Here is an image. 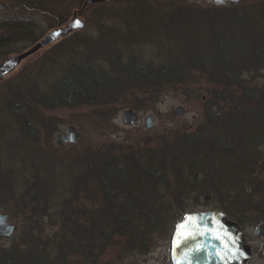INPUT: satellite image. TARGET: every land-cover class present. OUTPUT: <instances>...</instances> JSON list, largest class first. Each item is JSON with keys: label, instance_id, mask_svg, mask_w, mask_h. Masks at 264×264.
<instances>
[{"label": "rangeland", "instance_id": "rangeland-1", "mask_svg": "<svg viewBox=\"0 0 264 264\" xmlns=\"http://www.w3.org/2000/svg\"><path fill=\"white\" fill-rule=\"evenodd\" d=\"M0 2L7 5L6 9L0 10V21L9 19L5 21L9 22L12 18L33 19L37 27L36 42L18 38V41L0 47L1 64L8 56L30 49L54 28L66 25L71 20L73 13L83 7L85 0H0ZM102 4H107V7L103 8ZM176 4L180 5L179 8L184 4L191 8L194 14L200 13L214 21L215 15H221L225 10L222 8L235 6L215 8L213 0H111L93 3L84 8L81 14L85 22L84 28L76 30L67 37L50 42L27 56L0 81L1 83L10 79L1 88L2 94H5L10 87L16 86L14 83L19 84V82L34 88V90L40 88L44 89L46 93L51 92L58 80L63 75L69 74L75 62L79 61V58L85 53H82L77 42L80 38H88L83 39V42L90 40L96 46L101 44L102 47L98 48L104 52L103 55H107L101 61L104 65L102 69L112 72L108 73V76L113 78V82H115L113 85L116 84L109 88L107 93L103 92V100L110 105V110L114 107L111 116L102 114V106L98 100L96 106L81 104L74 107L58 105L51 108L37 107L38 112L34 116H26L32 125L33 134L26 133L25 122L14 117L13 110L2 98L5 95H0V171L6 175L13 174L14 179L17 177L13 181L15 184H11V187L0 192V211L8 212L12 221L18 225V230L12 236L0 237V257L2 256L0 259H4L5 264L12 257L17 258L18 256H20L18 261L23 260L21 264H27V259L32 257L34 252L37 254L35 246H30L27 243L31 237L32 229L37 230V242L40 244L39 247L44 250L43 253L51 252V257L57 260L60 259L59 251L63 254L60 244L64 242L66 229L61 227V222L58 219L54 221L42 220L38 211H35L33 219H27V216H31V210L27 209L29 201L27 199L25 201L20 193L15 196L11 190L16 188L15 186L21 188V183L26 184L21 189L28 188L33 179L32 170L35 171L36 167L37 171H46L43 173L47 174L49 178H53L54 183H57L61 179L69 177L67 168H74L71 164L73 155L83 154L85 150L95 151L97 148L111 145L116 148V151H119L127 150L130 145L139 142L149 146L165 142L168 147L175 146L173 150L170 148L168 151L167 156L170 161L176 156L174 154H178L176 153L178 146L179 149L182 145L190 147L195 144L197 138L200 140L203 138L212 139L215 142L219 151L213 157L210 155L206 157L205 161L214 164L217 162V164H213L216 168L218 164H221L226 170H216L214 167L216 171L221 172L219 174L212 171H209L208 174L204 172L200 181L195 183L192 178L189 180L184 176L182 169L183 171L179 173L175 181L177 185H180L179 180L183 179L182 184L184 183L190 188L186 192V196L182 198L189 201L190 209L183 212L176 222L191 210L207 211L214 208L227 210L230 214L244 220V225L241 226L243 235L246 242L253 248V256L247 264H264L262 254L264 237L256 235V226L264 219L259 220L258 223H256L258 220L255 221L257 216L264 215V166L259 167V171L252 170V167L245 165L247 161L238 157L237 159L236 155H233L236 153L243 157L249 152L252 161L255 156L250 150V144L258 141L262 142L261 145L264 143V0H242L238 3L244 4L248 17V29L246 35L243 36L245 46L241 43L242 39L239 42L235 31L223 32L224 52L229 55L233 63V68H230L229 73L223 69L224 65H219L218 60L213 59L212 55H215L220 45L214 40V37H210V42L206 39L208 45L205 50L211 55V58L206 56V60L202 58L198 62L186 64V67L189 68L186 73L182 74V82H167L162 87L156 86L152 92H149L136 83L132 76L121 74L116 78L112 71L113 63L110 64L108 59L109 54H118L120 58L116 62L124 69L128 68L127 71L130 74L132 72L130 66L134 63H146L154 68L162 64H169V59H167L169 56L164 55L162 41L171 40V36L174 34H172L171 28L166 29L167 20L162 16H165L170 7L176 6ZM129 5L136 9H143L145 14L139 18V21L132 14L133 10L127 8ZM218 8L222 10L220 11ZM228 12L229 10L222 15H229ZM143 19H149L151 23ZM212 28L215 30L214 26ZM0 31L4 32L5 30L0 28ZM207 36L209 37L210 34L207 33ZM95 48L97 49V47ZM220 49L222 50V48ZM238 68H242L244 71L239 72ZM37 74H40L41 77L36 81ZM41 91L43 92V90ZM245 93L255 94L256 99L262 101V104L256 107L257 109L262 108L260 111L262 113L260 117L263 116L262 120L261 118L255 119L252 113L248 116L250 123L254 125L250 130L255 134L248 133L247 125L233 124L230 121L233 99L228 100L229 97L234 95L238 100L242 97L248 99ZM212 99H215L216 102H213ZM127 101L129 104H132L130 102L136 103L134 110L138 112L139 120L134 125L127 124L123 120L124 112L134 108L127 103L123 105L122 102ZM180 105L186 108L184 115L175 112V109ZM248 105L252 106L250 102ZM150 114L154 116V125L149 129L146 126V120ZM47 121L48 123H46ZM68 125H74L80 131L81 138L75 144L68 143L59 146L55 141L56 135L62 133ZM237 127H240L239 133H237ZM227 134L237 137V142L232 140L226 143L227 146H231L228 149H226L227 146H222V144L226 145L225 142H221L228 138ZM186 141L190 145L186 144ZM229 149L232 150L226 152ZM236 149L239 152H236ZM202 156L203 152L197 150L194 155L196 162L202 161ZM227 156H230L228 158H232V160H227ZM43 160L45 166L41 163ZM63 160L65 166H61ZM62 167H66V169ZM40 172L35 173L39 174ZM250 177L254 181L255 178H262L257 180V184L249 187ZM55 178L58 181H55ZM54 183L52 182L53 188L56 187ZM203 187L210 188L212 192L201 193L197 197V191ZM173 190L176 193L177 189ZM166 192L167 194L162 195V198L165 197L168 200L170 196L168 197L169 192ZM207 194L211 195L209 201L205 200ZM54 195L57 196V194ZM157 195L156 201L160 194ZM101 203V200L93 198L85 201V205L89 209H92L94 205H101ZM172 216L160 217L162 218L159 221L161 227L157 231L153 228L149 229L152 241L147 247H141L145 250L130 248L126 235L122 237L121 242L115 241L117 238L115 237L109 243L102 237L103 234L98 233L101 235L99 237L101 240L97 241L98 248L92 246L89 253L83 254L76 252L73 248H66L67 261L62 264H174L172 237L177 223L171 234L167 231L168 222L174 217ZM96 218L100 222L99 217L96 216ZM142 224L143 221L141 226ZM92 243L95 244V241L92 240ZM47 264L57 263L49 261Z\"/></svg>", "mask_w": 264, "mask_h": 264}, {"label": "trees", "instance_id": "trees-1", "mask_svg": "<svg viewBox=\"0 0 264 264\" xmlns=\"http://www.w3.org/2000/svg\"><path fill=\"white\" fill-rule=\"evenodd\" d=\"M242 5L238 4L232 7L222 8L225 10L222 11L221 15H218L219 17L215 15V21L211 18L204 17V15H200V13L194 14L192 12L193 10L184 4L181 8H179L180 5L178 4L170 7L169 11L165 13V16H162L167 20L165 23V26H167L166 29L171 28L172 34H174L171 36V40L167 39V41H162L164 55L169 56L167 58L169 59V64H162L154 68L150 64L134 63L130 66L132 71H130V74L127 71L128 68L124 69L116 62L120 58L118 54H109L108 59L110 64L113 63V74L116 78L120 77L121 74L128 75L129 77L132 76L136 83H139L142 88H145L149 92H152L154 87H162L167 82H182V74L186 73L189 68L186 67V64L198 62L202 58L206 60V56L207 58H211V55L206 53L207 50H205L208 42H210V37H214V40L220 45L215 55H212L213 59L218 60L219 65H224L223 69L229 73L230 68H233V63L229 55L224 52L223 32L235 31L239 42L242 39L241 43L245 46L243 36L246 35L248 29V17L246 16L244 4ZM102 6L105 8L107 4H102ZM127 8L133 10L132 14L137 17L136 20L138 21L145 14L143 9H136L130 5ZM218 9L220 11L222 10L221 8ZM228 10L229 15H222ZM143 20L151 23L149 19ZM212 25L215 27V30L212 28ZM203 27L204 29H201ZM0 28L5 30L4 32L0 31V47L16 42L18 38L31 42H36L37 40L35 37L37 27L33 19L12 18L9 22L1 20ZM207 33L210 34L209 37ZM83 39L88 38H80L79 42L82 44L76 42L80 45L82 53H85L79 58V61L75 62L69 74L63 75L58 80L55 88L51 92L46 93L44 89L40 88L34 90V88L20 82L19 84L14 83L16 86L10 87L5 94L0 92L1 96L5 95L2 98L5 99L8 106L13 110L14 117L25 122L24 130L27 134H33V129L31 123L26 119V116H34L38 112L37 107L51 108L56 105L74 107L81 104L96 106L95 104L99 101L102 106L103 115L111 116L114 112V107L110 110V105L103 100V92L107 93L110 90L109 88L116 85H113L115 83L113 82V78L108 76L112 72H107L104 68L102 69L104 65L101 61L107 55H103L104 52L98 48L102 47L101 44L96 46L90 40L83 42ZM206 39L208 42H206ZM239 45L243 49L241 44ZM95 47H97L98 51ZM107 51L109 52V50ZM238 71L243 72L244 70L238 68ZM39 77L41 75L37 74L35 80L37 81ZM8 80L10 79H6V81L0 83V91ZM245 96L248 99L242 97V99L238 100L234 95L229 97L228 100L233 99L230 121L233 124L247 125L248 133L255 134L254 131L250 130L254 125L250 123L248 116L252 113L255 119L261 118L262 120L264 116L260 117L262 108H256L262 104V101L257 100L255 94L245 93ZM99 99L102 100L100 101ZM212 101L216 102L215 99H212ZM248 102L252 106H249ZM122 103L123 105L127 103L131 107H134L136 104L135 102H130L132 104H129V101ZM97 114L99 115V113ZM239 128L237 127V133L240 132ZM248 133L247 135H249ZM237 135L239 136V134ZM232 140L237 142V137L229 135L226 140H221V142H225L226 144ZM186 142V144L190 145L188 141ZM201 142L202 145H200ZM222 146L225 147L227 144H222ZM174 147L166 146L165 142L153 146L139 142L135 145H130L127 150L121 149L116 151V148L111 145L105 148H97L95 151L85 150L83 154L73 155L71 164H73L74 168H67L69 177H65L57 183H54L53 178H49L47 174L43 173L46 171H37V167L35 171L33 169V179L28 185V188L21 189L26 185L21 183V188L15 186L16 188L11 189L12 193L15 196L20 193L25 201L26 199L29 201L27 203V209L31 210V216H27V219H33L35 217V211H38L40 213V219L42 220L49 219L54 221L58 219L61 222V227L66 229V232L64 242L63 244L61 243L62 245L60 244V250L63 248V254L58 250L60 259L57 260L51 257V252L43 253L44 250L39 247L40 244L37 242V230L32 229L30 233L31 237L27 243L30 246L34 245L35 250L38 252L36 251L37 254L34 252L32 254L33 256L27 259L28 263L47 264L49 261L50 263L55 262L57 264L65 263L67 261L66 248H73L81 254L89 253L92 246L94 248L99 247L97 241L99 242L101 240L99 237L102 234V237L106 241L108 240L109 243L115 237H117L115 241L121 242L122 237L126 235L125 237L127 243L130 244V248H145L152 241L150 239L152 234L149 233L151 228L157 231L161 227L159 221L162 218L160 217L163 216L164 218L166 215H169V217L170 215L174 216L168 222L167 231L171 234L181 214L190 209L189 201L182 199L186 196L185 194L190 188L184 183L182 184L183 179L179 180L180 185H177L175 181L179 173L184 170L183 172L186 178L189 180L192 178L195 183H198L202 173L204 175V172L208 174L209 171H212L215 174H219L221 171L216 170H226L221 164H218L216 168L214 165L217 162L214 164L205 161L206 157L209 155L213 157L219 151V148L212 139L208 140L203 138L200 140V138H197L195 144L190 145V147L182 145L181 149H179L178 146L176 148V153L178 154L172 152L176 156L169 161L167 156L168 151L170 148L173 150ZM229 147L231 146L228 145L226 149ZM197 150L203 152L202 161L199 163L196 162V158L194 157ZM231 150L229 149L226 152H230ZM236 152H239V150ZM188 153L189 156H187ZM233 155H236L235 158L238 157L247 161L245 165L251 167L252 163L249 152L243 157L238 156L236 153ZM228 157L230 156H227V160H232V158ZM41 163L44 165V160ZM61 166H65L64 160ZM62 168L66 169V167ZM56 171L58 170L56 169ZM35 172L40 173L36 174ZM15 179L13 174L6 175V173L0 171V192L9 186L11 187V184H15L13 182ZM56 180L58 181L57 178H55ZM52 182L56 187H52ZM173 189H177L176 193ZM210 190V188L205 187L199 189L197 191V197L201 193H206ZM166 191L169 192L168 197L170 196L168 200L165 197L162 198V195L167 194ZM54 194H57V196ZM157 194H160V196L156 201ZM92 198L101 200V205H94L92 209H89L85 205V201H89ZM192 211L194 210L190 212ZM225 212L230 219L236 221L243 227V219L230 214L227 210ZM96 216L99 217L100 222H98ZM24 219H26V216H24ZM261 219H264V215L257 216L255 221H258L256 223ZM142 221L143 224L141 226ZM145 222L147 224H144ZM98 233H101V235ZM92 240L95 241V244L92 243ZM19 257H12L7 264H21L23 260L21 259V262L18 261L20 260ZM1 263L5 264L6 262L4 259H0Z\"/></svg>", "mask_w": 264, "mask_h": 264}, {"label": "water", "instance_id": "water-1", "mask_svg": "<svg viewBox=\"0 0 264 264\" xmlns=\"http://www.w3.org/2000/svg\"><path fill=\"white\" fill-rule=\"evenodd\" d=\"M111 0H85L83 7L75 11L71 20L64 26L54 28L39 42L27 51L8 56L0 64V81L18 66L27 56L45 47L50 42L69 36L76 30L85 27L81 14L88 5L93 3L108 2ZM199 1V0H193ZM242 0H213L215 7L237 5ZM7 5L0 2V10ZM79 22V25H77ZM176 114L184 115L186 108L178 106ZM125 123L134 125L139 120V114L134 109H127L123 114ZM154 125V116L149 115L146 120L147 128ZM81 138L80 131L74 125H68L62 133L56 135L57 145L64 146L68 143L75 144ZM211 195H205L209 201ZM193 218L189 221L187 218ZM187 227L182 232H192L194 235L188 239L178 237L180 225ZM18 230V225L12 221L8 212L0 211V237L12 236ZM256 235L264 237V220L256 226ZM199 246V250H197ZM264 256V248L262 250ZM253 256V248L243 237V230L239 223L229 218L228 214L219 209L195 211L188 213L176 226L172 237V259L174 264H247Z\"/></svg>", "mask_w": 264, "mask_h": 264}, {"label": "flooded vegetation", "instance_id": "flooded-vegetation-1", "mask_svg": "<svg viewBox=\"0 0 264 264\" xmlns=\"http://www.w3.org/2000/svg\"><path fill=\"white\" fill-rule=\"evenodd\" d=\"M6 20H9V19H5L4 21H6ZM261 143L262 142L259 143V141L256 143L253 142L252 145L250 144V146H249L250 150H252L253 156H255V158L251 161L252 170H255V171H259V167L264 166L263 165L264 164V161H263L264 160V143L262 145H261ZM260 172H262V171L260 170ZM260 178H262V177H260ZM259 179L255 178V181H254V179L252 177H250V179L248 180L249 181L248 186L252 187V185L257 184V182H258L257 180H259ZM214 209H216V208H214ZM214 209H212V210H214Z\"/></svg>", "mask_w": 264, "mask_h": 264}, {"label": "snow or ice", "instance_id": "snow-or-ice-1", "mask_svg": "<svg viewBox=\"0 0 264 264\" xmlns=\"http://www.w3.org/2000/svg\"><path fill=\"white\" fill-rule=\"evenodd\" d=\"M77 25H79V22H77ZM187 219L189 221H191L193 218L189 217ZM186 227H187L186 224L180 225L179 228H178V232H177L178 237H181L182 236L183 239H185V240L188 239V238H190V237H192L194 235L192 232H182L181 231V230L185 229ZM197 250H199V246H198Z\"/></svg>", "mask_w": 264, "mask_h": 264}]
</instances>
